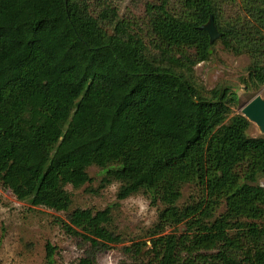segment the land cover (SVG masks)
Here are the masks:
<instances>
[{
	"label": "trees",
	"instance_id": "16d2710c",
	"mask_svg": "<svg viewBox=\"0 0 264 264\" xmlns=\"http://www.w3.org/2000/svg\"><path fill=\"white\" fill-rule=\"evenodd\" d=\"M216 45L249 58L235 92L196 79ZM263 86L264 0H154L139 21L111 0H0V186L66 213L79 264L124 243L111 206L70 209L92 166L156 208L129 264H264V136L232 110Z\"/></svg>",
	"mask_w": 264,
	"mask_h": 264
},
{
	"label": "rangeland",
	"instance_id": "374dc122",
	"mask_svg": "<svg viewBox=\"0 0 264 264\" xmlns=\"http://www.w3.org/2000/svg\"><path fill=\"white\" fill-rule=\"evenodd\" d=\"M152 1L154 0H111L122 17L137 21L144 15L145 3ZM214 50L208 62L199 63L195 67L196 79L207 90L226 83L236 86L235 92L240 87V78L247 74L245 68L249 64V58L225 52L220 45H216ZM258 95L264 97V86ZM243 102L232 110L240 113ZM249 134L261 135L253 124ZM88 173L91 183L80 189L66 186L72 196L70 209L101 211L111 206L113 224L122 235L124 243L105 251H97L95 264H108L109 260L112 264H129L131 260L123 254L121 248L129 246L130 242L144 240L148 228L156 220V208L150 207L148 199L142 194L117 201V183L100 189V169L92 166ZM260 184L264 187V177L260 179ZM190 190L189 187L184 188L181 202L187 199ZM143 202H147V208L140 212ZM62 222H67L66 213L33 207L26 201L17 200L9 190L0 186V264H44L48 245L54 248L53 264H79L91 252L90 243L77 235L67 234Z\"/></svg>",
	"mask_w": 264,
	"mask_h": 264
},
{
	"label": "water",
	"instance_id": "95a60500",
	"mask_svg": "<svg viewBox=\"0 0 264 264\" xmlns=\"http://www.w3.org/2000/svg\"><path fill=\"white\" fill-rule=\"evenodd\" d=\"M201 29L205 30L209 35L210 43L220 37V33L216 29L212 17L209 18ZM240 114L255 126L259 134L264 135V97L261 95L255 96L241 108Z\"/></svg>",
	"mask_w": 264,
	"mask_h": 264
},
{
	"label": "clouds",
	"instance_id": "9594fccd",
	"mask_svg": "<svg viewBox=\"0 0 264 264\" xmlns=\"http://www.w3.org/2000/svg\"><path fill=\"white\" fill-rule=\"evenodd\" d=\"M146 208H147V202H143V203L141 204V206H140V212H144ZM108 264H112V261L109 260V261H108Z\"/></svg>",
	"mask_w": 264,
	"mask_h": 264
}]
</instances>
